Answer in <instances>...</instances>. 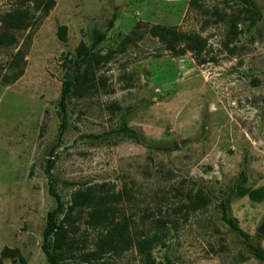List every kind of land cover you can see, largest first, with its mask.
<instances>
[{
    "label": "rangeland",
    "instance_id": "rangeland-1",
    "mask_svg": "<svg viewBox=\"0 0 264 264\" xmlns=\"http://www.w3.org/2000/svg\"><path fill=\"white\" fill-rule=\"evenodd\" d=\"M35 5L0 0V16L23 6L34 21L16 34V43L0 42V255L4 247L17 248L25 264H47L41 244L55 206L45 173L52 158L65 207L78 189L104 184L122 194L119 216L131 233L139 232L145 214L167 218L156 259L264 264L248 246L260 245L264 253V199L233 194L238 184L264 187V0H200V6L190 0H55L45 15ZM243 6L254 16L240 20L241 33L229 40L227 22L212 23V10ZM154 24L205 36L207 60L165 50L150 32ZM60 25L67 26L65 41L57 34ZM101 32L94 86L86 80L69 97L59 137L63 81L67 75L85 80L76 47L91 45ZM18 49L23 73L6 82L2 76L18 69L12 65ZM200 191L207 204L190 208L188 194ZM222 204L249 239L224 221ZM89 209L76 207L63 221V264H139L134 244L92 254L103 230L88 223ZM2 263L23 264L19 258Z\"/></svg>",
    "mask_w": 264,
    "mask_h": 264
},
{
    "label": "trees",
    "instance_id": "trees-1",
    "mask_svg": "<svg viewBox=\"0 0 264 264\" xmlns=\"http://www.w3.org/2000/svg\"><path fill=\"white\" fill-rule=\"evenodd\" d=\"M35 9H39L43 14H47L53 7L55 0H34ZM191 4L200 6V0H190ZM207 9H205L206 11ZM212 23L219 21H226L228 24L227 35L229 40L234 39L241 29L238 28L239 21L252 19L254 11L249 7L243 6L230 13L220 11L217 8L212 10ZM251 14L244 16L243 13ZM33 15L29 8L23 6H16L9 11H6L0 16L1 28L0 42L6 45H11L17 41V33L23 29L30 27L33 24ZM115 15L111 19L109 25L113 26ZM209 20H207L208 22ZM153 36L157 37L163 48L174 55H181L190 51L198 63H204L207 60L208 42L207 38L198 32L182 31L175 26H165L161 24H154L150 28ZM57 34L63 41L67 39V26L60 25ZM105 38V32L97 35L91 45L85 42H79L76 47L77 67L84 66L83 77L85 80H64L61 94L58 99V115L60 117L59 137L64 133L67 127L68 117V99L79 90L86 80H88V88L93 87L92 67L94 63H98L97 54L94 47ZM13 66L18 68L13 76L3 75L2 79L6 82L18 78L24 70L25 60L21 49H18L13 55ZM130 132L135 133L130 130ZM54 159L48 158V164L45 173L48 180V192L55 200V206L47 212L46 222L42 231L41 248L46 257L47 264H63L64 252L62 251V242H64L67 235V228L64 224V219L69 218V212L76 207L88 206V223L93 227H102L101 235L96 242L97 249L92 252L93 255L102 254L107 251H116L122 249L124 246L134 244L140 256L139 264H172L170 259L161 260L156 259L153 250L157 245H164L168 235V219L157 216L154 218L145 214L141 218V227L139 232L131 233L129 229V222L126 217H120V203L123 199L120 192L110 191L106 189L104 184H100L97 188L92 185L84 189H78L72 195L71 201L67 207L58 193L55 186V179L52 173ZM236 196L247 195L253 201H262L264 199V187L259 186L252 188L238 184L233 192ZM189 207L197 209L204 207L207 204L208 198L201 191L194 195L188 194ZM223 206V219L234 230L238 231L242 236L249 239L250 235L244 232L238 224L235 217L229 216ZM65 212V213H64ZM64 213L62 219L59 216ZM67 246L69 244L67 243ZM249 248L254 252L257 258L264 260L263 249L260 245H254L248 242ZM3 258H16L25 264L23 257L20 255L17 248L4 247L0 255V264Z\"/></svg>",
    "mask_w": 264,
    "mask_h": 264
},
{
    "label": "water",
    "instance_id": "water-1",
    "mask_svg": "<svg viewBox=\"0 0 264 264\" xmlns=\"http://www.w3.org/2000/svg\"><path fill=\"white\" fill-rule=\"evenodd\" d=\"M72 79H73V77H72L71 75H67V76L65 77V80H70V81H72Z\"/></svg>",
    "mask_w": 264,
    "mask_h": 264
}]
</instances>
